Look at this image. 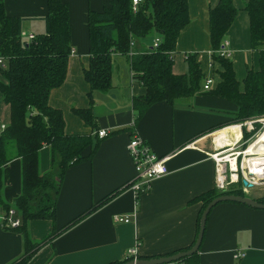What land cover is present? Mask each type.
<instances>
[{
	"label": "crops",
	"instance_id": "1",
	"mask_svg": "<svg viewBox=\"0 0 264 264\" xmlns=\"http://www.w3.org/2000/svg\"><path fill=\"white\" fill-rule=\"evenodd\" d=\"M62 1L68 6L71 53L64 81L50 91L48 104L62 112L65 134L90 136L92 142L97 129H108L110 134L99 139L91 157L66 169L56 198L54 224L47 219L27 222L26 231L37 246L26 264H121L126 261V251L134 246L138 259L187 250L195 240L203 209L198 198L215 188V165L209 157L214 143L234 146L242 135L238 125L225 126L232 122L236 105L212 93L223 71L209 53L208 10L218 0H187L189 22L180 31L172 53L175 74L187 73V56L194 55L203 75L200 85L203 87L206 77L212 78L209 90L200 88L176 99L172 106L155 102L137 120L133 98L142 95L144 88L131 77L126 56H112L111 87L92 92V104L82 74L89 58L87 13L100 11L109 0ZM246 1L232 0L237 13L224 36L238 89L247 68L259 69V53L250 47ZM3 5L8 15L23 18V38L44 32L46 0H3ZM150 45L147 39L135 40L131 53L147 52ZM0 82H5L1 76ZM73 107L90 108L96 127L86 125ZM9 118V106L0 94V133ZM134 134L157 155H171L166 161L168 173L153 180L149 190L137 197L123 188L135 176L126 148ZM90 149L85 147L81 154L88 155ZM48 167L49 148L44 146L39 151V170ZM2 177L3 200L13 204L21 191L20 160L8 162ZM105 197L108 199L98 205ZM115 215H127L129 222L116 223ZM3 216L0 206V264H10L23 256L25 243L19 229L3 226ZM16 217L23 225L22 217L17 213ZM237 253L243 256L235 258ZM196 256L198 264H264V209L217 203L206 217Z\"/></svg>",
	"mask_w": 264,
	"mask_h": 264
},
{
	"label": "trees",
	"instance_id": "2",
	"mask_svg": "<svg viewBox=\"0 0 264 264\" xmlns=\"http://www.w3.org/2000/svg\"><path fill=\"white\" fill-rule=\"evenodd\" d=\"M244 10L249 17L250 47L259 53V69H246L240 91L229 58L218 53L237 8L232 0H218L208 10L210 57L223 68L212 93L236 105L232 122L264 116V0H247ZM42 19L44 32L31 39L23 38V18L8 15L3 0H0V57L3 65L0 66V76L5 80L0 82V94L10 113L9 123L0 133V206L4 214L13 208L14 217L16 213L22 217L23 225L18 229L25 243L23 256L10 264L27 263L37 246L26 231L28 220L47 219L54 224L56 198L66 169L91 157L99 141L96 137L92 142L90 136L65 134L62 112L48 104L50 91L64 81L71 53L67 4L62 0H46V14ZM188 22L187 0H141L135 10L131 0H109L100 11H88L89 58L82 74L90 87V104L93 102L92 92H105L111 87L114 54L128 58L131 77L144 88L142 95L133 98L135 120L155 102L165 101L172 106L176 99L197 93L202 88L203 75L194 55L187 56V73L172 71L176 40ZM151 37V41L154 37L159 38L157 46L153 47L151 42L147 52L130 54L133 41ZM72 111L86 125L96 127L90 108L73 107ZM258 126L256 123V128ZM44 146L49 148V167L40 172L39 151ZM87 146L91 147L90 153L83 156L81 152ZM15 158L20 160L21 191L13 204H6L2 196V171ZM223 193L242 194L239 188L225 192L214 188L198 198L202 200V208ZM107 199L105 197L98 205ZM258 201L264 203V197ZM196 254L176 262L198 264Z\"/></svg>",
	"mask_w": 264,
	"mask_h": 264
},
{
	"label": "built area",
	"instance_id": "3",
	"mask_svg": "<svg viewBox=\"0 0 264 264\" xmlns=\"http://www.w3.org/2000/svg\"><path fill=\"white\" fill-rule=\"evenodd\" d=\"M141 0H131L132 9L135 10L137 4ZM28 39L33 38V34L27 35ZM159 43V38L154 37L152 40V46L155 47ZM221 48L218 50L219 55L229 58L230 50H228L227 40H223L221 43ZM130 54H133L130 52ZM0 66L2 65V58L0 57ZM203 90H209L212 83L211 77H206L204 79ZM262 124L264 126V118L249 119L244 120L242 123H238L240 129L251 132L254 125ZM134 125V123H133ZM264 128V127H263ZM3 129V127H2ZM110 134L108 129H99L98 138L107 137ZM258 135V134H257ZM256 135V136H257ZM255 136V137H256ZM242 137V135H241ZM241 139V138H240ZM239 139V141H240ZM238 141V142H239ZM255 141V140H254ZM253 141V142H254ZM229 145L218 146L214 143V151L209 155L211 160L215 165V188L220 192L228 191L231 184L239 183V189L242 191H249L256 186L258 181L249 172L245 162H244V150L241 152H226V148ZM127 152L132 160L135 176L130 180L123 188L131 191L135 197L149 190L151 182L158 179L168 173V168L166 161L171 155L159 156L157 155L149 146V144L134 134L129 140L127 146ZM241 157V158H239ZM239 158V160H238ZM241 180H245L249 186H243ZM14 210H8L3 216V225L8 228H14L18 224V219L14 217ZM113 221L116 223H128L129 217L115 215ZM126 261L137 260V248L136 246L129 248L126 251ZM243 253L234 254L235 258H240ZM176 264H183L182 262H176Z\"/></svg>",
	"mask_w": 264,
	"mask_h": 264
},
{
	"label": "water",
	"instance_id": "4",
	"mask_svg": "<svg viewBox=\"0 0 264 264\" xmlns=\"http://www.w3.org/2000/svg\"><path fill=\"white\" fill-rule=\"evenodd\" d=\"M241 184L243 186H249V184L245 180H241ZM220 202H235L238 204H242L245 206H249L255 209H264V203L259 202L256 198L247 196L245 194L241 195H235V194H230V193H223L220 194L216 197H214L212 200H210L205 207L203 208L200 218H199V223H198V229L197 233L195 236V240L191 247H189L187 250L179 251L174 254H170L167 256H161L157 258H149V259H137V260H130V261H125L121 264H168L171 262H176L179 259L192 255L194 253L198 252L202 236H203V230H204V225H205V220L206 217L211 210L213 206H215L217 203Z\"/></svg>",
	"mask_w": 264,
	"mask_h": 264
},
{
	"label": "rangeland",
	"instance_id": "5",
	"mask_svg": "<svg viewBox=\"0 0 264 264\" xmlns=\"http://www.w3.org/2000/svg\"><path fill=\"white\" fill-rule=\"evenodd\" d=\"M151 39H152V37L151 38H148L147 39V41L150 43V41H151ZM152 42V41H151ZM151 46V45H150ZM228 50H230L229 49V47H228ZM240 90H242V88L241 89H239V91ZM258 118H264V116L262 115V116H259V117H257V118H255V117H251V118H248V119H246V120H249V119H258ZM243 121H241V123H242ZM238 123H240V121H236V122H232V123H228V124H226L225 126H227V125H236V124H238ZM264 126L262 125V124H259V126L256 128V125H254V127L252 128L253 130H251V132H248V131H245V129L243 128V130L241 129V133H242V137H241V139H240V141L236 144V145H234V146H228V148H226V152H233L234 154H235V152H241V151H243L250 143H252L257 137H258V135L260 134L261 135V131L264 129L263 128ZM4 128V127H3ZM220 129V128H219ZM218 129V130H219ZM98 130L99 129H97V130H95L93 133H94V135H95V137L97 138V139H99L98 138ZM258 134V135H257ZM257 135V136H256ZM259 135V136H260ZM256 136V137H255ZM191 146L192 144H188V146ZM239 158H241V157H239ZM239 158H238V160H239ZM254 179H256V180H259V179H261L262 181H260V182H258V183H261V184H258L257 186H255L254 188H252V189H250L249 191H248V193L246 194V195H251V194H254V196H256L258 199L259 198H262V197H264V178H257V177H254ZM228 188H234V189H237V188H239V183H234V184H231ZM8 210H14L13 208H9ZM7 210V211H8ZM6 211V212H7ZM31 220H34V219H31ZM31 220H28V221H31ZM21 224H22V222H20V219H18V224L14 227V228H11L10 227V229H18V227H20L21 226ZM4 226V225H3ZM5 227V226H4ZM6 228H8V227H6Z\"/></svg>",
	"mask_w": 264,
	"mask_h": 264
},
{
	"label": "bare ground",
	"instance_id": "6",
	"mask_svg": "<svg viewBox=\"0 0 264 264\" xmlns=\"http://www.w3.org/2000/svg\"><path fill=\"white\" fill-rule=\"evenodd\" d=\"M261 135L244 149V162L253 177L264 175V129ZM256 180V179H255ZM257 181V180H256ZM259 182V181H258ZM261 183H256V186Z\"/></svg>",
	"mask_w": 264,
	"mask_h": 264
},
{
	"label": "flooded vegetation",
	"instance_id": "7",
	"mask_svg": "<svg viewBox=\"0 0 264 264\" xmlns=\"http://www.w3.org/2000/svg\"><path fill=\"white\" fill-rule=\"evenodd\" d=\"M258 200V198H256Z\"/></svg>",
	"mask_w": 264,
	"mask_h": 264
}]
</instances>
